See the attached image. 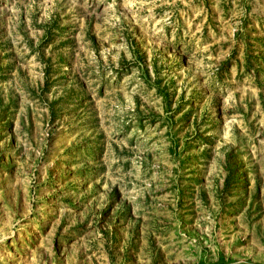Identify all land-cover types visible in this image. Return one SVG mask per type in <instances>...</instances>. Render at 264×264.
Segmentation results:
<instances>
[{
  "label": "rangeland",
  "instance_id": "374dc122",
  "mask_svg": "<svg viewBox=\"0 0 264 264\" xmlns=\"http://www.w3.org/2000/svg\"><path fill=\"white\" fill-rule=\"evenodd\" d=\"M264 264V0H0V264Z\"/></svg>",
  "mask_w": 264,
  "mask_h": 264
},
{
  "label": "trees",
  "instance_id": "16d2710c",
  "mask_svg": "<svg viewBox=\"0 0 264 264\" xmlns=\"http://www.w3.org/2000/svg\"><path fill=\"white\" fill-rule=\"evenodd\" d=\"M213 264H222L220 260H217L215 263ZM229 264H234L233 262L232 263H229ZM244 264H248V263H244Z\"/></svg>",
  "mask_w": 264,
  "mask_h": 264
}]
</instances>
